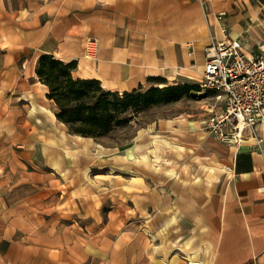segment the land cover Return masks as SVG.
Wrapping results in <instances>:
<instances>
[{
	"label": "crops",
	"instance_id": "crops-1",
	"mask_svg": "<svg viewBox=\"0 0 264 264\" xmlns=\"http://www.w3.org/2000/svg\"><path fill=\"white\" fill-rule=\"evenodd\" d=\"M221 27L240 42L245 57L264 55V0H0V125L10 124L12 113L20 143L23 125L26 139L40 138L32 145L36 159L9 155L14 164L0 179V264H264V117L258 125L262 145L246 141L233 148L215 141L223 149L211 153L213 138L203 129L202 115L158 120L125 145V165L119 170L121 149L106 148L110 153L103 154L92 138L71 134L55 118L48 89L36 76L38 58L50 55L75 62L73 79L96 80L109 92L199 81L203 50L211 37L223 39ZM90 43L94 51L85 58ZM23 103L33 114L24 124ZM171 146L192 147L202 167L184 170L181 164L191 162L190 156L178 161L177 169L163 165ZM82 158L107 159L110 173L126 177L125 204L132 214L121 234L127 239L125 250L103 249L108 238L97 234L92 239L77 230L80 218L53 217L50 225L61 230L38 235L43 172L27 165L41 160L66 182L76 178L74 167ZM144 161H156L159 169L139 163ZM71 200L68 196L56 208L68 209ZM73 201L84 204L80 197ZM92 221L97 225L100 220ZM73 250L77 257L70 256Z\"/></svg>",
	"mask_w": 264,
	"mask_h": 264
},
{
	"label": "rangeland",
	"instance_id": "rangeland-1",
	"mask_svg": "<svg viewBox=\"0 0 264 264\" xmlns=\"http://www.w3.org/2000/svg\"><path fill=\"white\" fill-rule=\"evenodd\" d=\"M66 80V77L60 76L58 81L53 82L54 88L56 89V95L61 98L60 105H62L63 110L67 113L76 111V106L82 102L85 103L86 106L88 105L89 107H93L96 101L95 99H97L100 94L97 90V86L92 85V87L90 88V96H95L92 101H89L85 98L76 100V96L74 95V93L80 88H71L67 85ZM200 83V80L180 81L178 83L170 85L173 86L179 84L189 85L191 87V90L186 95L182 96L179 100L172 103L153 105L139 112L128 110L125 113L118 114L115 111H111V113H113L112 118H110L112 130L103 136H98V134L92 133V135L94 136L92 139L97 145H99H95L96 148L100 149L103 154L110 153L109 150H107L108 148H114L115 151L121 149L119 150V152H117V154L115 153L118 156V167L120 170V167H124L125 165L124 157H121L123 154L122 152H124V150L122 151V149H125V145L135 137L137 131L140 128H145L158 120L172 119L180 115H183L184 117H186L187 115H192L194 117H197V115H202L201 119L207 121V119L211 116L212 112H214L218 108L219 103H216L214 101L213 94L202 88L200 86ZM152 86L158 88L166 87V85L164 86L161 83L152 84L149 87H145L144 91ZM108 100L113 102V99L111 97H108ZM2 102L3 101L1 100L0 105H2L3 107ZM51 102L54 105V116H56V114L59 112V108L53 101ZM22 106L23 108L21 116L24 124L25 121L28 122L33 120V114H29V110L26 107V104L23 103ZM95 110L97 112L99 111L97 108ZM14 118L15 116L11 113V115H9L7 118L10 124L4 123L0 125V134L5 135L2 138L3 141L0 143V159H2L0 160V179L2 180L6 177L7 172L11 171V167L14 164L12 162V159L9 158V155L13 153L24 155L33 154L35 155L34 159H36V154H38L36 150L33 149L32 145L34 142L40 141L39 134L37 135V137L34 136L30 137V139H26L24 135L26 128L23 125L21 131H18V134H21L23 136L22 142L20 143L17 140V132L16 135L13 134ZM75 119L79 118L75 117ZM119 121H121L122 123L119 124ZM205 121L203 122V129ZM64 125L71 134L75 133L78 129H92V126L89 123L83 122L81 120H75L69 125ZM215 141L216 140L214 138L210 140V143L212 145V148H210V153L217 151L215 147H218V149H223V147H221ZM14 143H16V145ZM169 153L171 157L168 160L162 162V164L167 167L177 169L180 165L178 161L183 160L187 156L191 157V162L181 164L184 170H193L195 167H202V159L194 154V149L192 147L171 146L169 149ZM88 154L90 153L88 152ZM206 159L207 158H204V160ZM108 161L109 160L104 158L98 160L91 158H89V160H85V158H82L81 161L77 162L74 167L76 171L73 174H77L76 178H74L73 180L70 179L66 182L62 180V175L60 173H57L54 167L46 166L41 160L35 162V164L27 163L28 165L26 168L28 170H35L37 167H35L34 165H36L38 166L39 171L43 172V180L41 183L39 182V189L37 195L39 237H43L45 233L50 234L54 230H61L60 225H58L57 227L53 224L50 225L49 222L53 217L57 216L59 220H62V218L66 217H70V219L80 218L81 220L77 222L78 225H75V228L77 230L79 229L80 231H85L87 234L90 233L92 235L90 236V238L92 239L94 237H97V234L102 235V238H108L102 242L103 249H126L127 239L121 234L124 235L126 233V228L129 225V223H127L126 217H130L132 214L131 211L126 210L127 205L125 204L127 201H129L127 200L126 194L124 193L126 177L121 172L110 173V162ZM139 163L152 170L159 169L158 166H160L156 161H150L149 163H147V161H144ZM83 167H87V169H80ZM100 167H105V169L99 170L98 168ZM21 170L23 173H25L24 167H22ZM78 170H82V172L79 174L80 171ZM114 174H118V177H115ZM111 180L117 182L113 184L111 183ZM5 184L12 185V182L7 180ZM21 184L24 186L23 182ZM45 186H49L48 189ZM51 186L57 188V192L55 194L51 193ZM76 188L77 190L79 189L81 192L79 195L72 194V191ZM62 191H67L68 193L63 194ZM8 196L9 198H12L14 196L20 197L21 195ZM25 196L26 195L22 193V199L25 198ZM61 196L64 199L63 201L61 200ZM68 196H71L72 200L74 198L77 199L78 197H80L84 204L82 206L77 205L76 202L73 201L72 203L71 200L68 209L67 206H65L66 208L64 209V211H62L61 204L58 206L59 208H56L57 203L61 201L65 202ZM53 202H56L54 206L51 205V203ZM58 212H60L61 214L58 215ZM62 212H66V215ZM94 217L100 220L97 225L93 224L92 220ZM117 219H120V222H117ZM109 222L112 223V225H108ZM70 229H72V227H70ZM26 230L29 231V227H26ZM94 233L95 236H93ZM49 238L51 237L49 236ZM88 238H86V240H89ZM116 238H119L117 243L115 241ZM109 241L112 243V245L109 244ZM46 243L57 246L59 244L52 242ZM60 244L58 247H61ZM39 248H42V243L40 242ZM44 252H47V250H44ZM70 256L77 257V254L73 250ZM42 259H44V257Z\"/></svg>",
	"mask_w": 264,
	"mask_h": 264
},
{
	"label": "built area",
	"instance_id": "built-area-1",
	"mask_svg": "<svg viewBox=\"0 0 264 264\" xmlns=\"http://www.w3.org/2000/svg\"><path fill=\"white\" fill-rule=\"evenodd\" d=\"M223 14L217 16L220 20ZM223 39L211 37L203 50L200 86L213 94L218 108L204 123V131L218 143L239 148L246 141L262 145L258 125L264 117V55L247 58L237 39L221 27ZM94 46L85 49L91 58ZM264 51V50H263Z\"/></svg>",
	"mask_w": 264,
	"mask_h": 264
},
{
	"label": "trees",
	"instance_id": "trees-1",
	"mask_svg": "<svg viewBox=\"0 0 264 264\" xmlns=\"http://www.w3.org/2000/svg\"><path fill=\"white\" fill-rule=\"evenodd\" d=\"M75 67V62L64 63L55 59L53 56L42 55L37 61L36 76L39 82L48 89L46 98L53 101L59 108V112L55 116L58 121L69 125L75 120H81L92 126L91 130L78 129L73 133L81 137L93 138L94 136L92 133H96L98 136L109 133L112 130L110 118H112L113 113H111V111H115L118 114L125 113L128 110L139 112L153 105L175 102L191 90L189 85L176 84L164 88L152 86L145 91L139 88L138 90L123 93L109 92L102 89L100 83L96 80L73 79L71 73ZM60 76L67 78L66 83L71 88H80L74 93L76 100L85 98L92 101L95 96H90L89 92L92 85H96L100 94L99 97L95 99L96 101L93 107H89L88 105L87 107L86 104L82 102L76 106V111L70 113L64 111L62 105H60L61 98L56 95V89L53 85V82L58 81ZM108 97H111L113 102L109 101ZM96 108L99 110L98 112L95 110ZM75 117L79 119H75ZM120 123L122 122L119 121V124Z\"/></svg>",
	"mask_w": 264,
	"mask_h": 264
}]
</instances>
